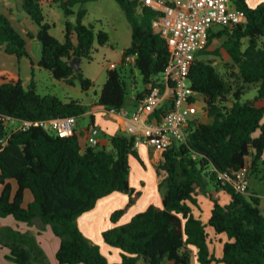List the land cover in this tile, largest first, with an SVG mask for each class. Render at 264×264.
Wrapping results in <instances>:
<instances>
[{
	"label": "trees",
	"instance_id": "16d2710c",
	"mask_svg": "<svg viewBox=\"0 0 264 264\" xmlns=\"http://www.w3.org/2000/svg\"><path fill=\"white\" fill-rule=\"evenodd\" d=\"M20 1L38 31L24 35L7 14L0 13V50L19 59L32 58L28 38L36 36L41 43L39 65L57 80L69 85L79 82L82 90H90L93 80L71 61L90 58L95 44H107L110 36L104 29L96 30L95 24H85L87 9L76 11L74 6L95 0H49L67 17L76 16L75 21L66 20L63 40L51 33L53 24L44 13V0ZM116 1L132 27L124 58L135 55L134 67L128 71L124 59L122 66L107 70L98 104L120 111L128 106V72L135 68L142 75L145 88L135 99L140 101L151 86L159 84L157 76L166 70L170 49L153 27L157 14L153 9L141 0ZM232 1L245 11L246 21L211 30L199 53L220 56L221 48L210 50L209 46L215 38H224L221 47L230 57L224 62V74L213 60L198 57L190 69L192 86L201 94L211 121L193 119L186 139L161 151L158 171L167 173L159 184L161 206L151 204L120 223L141 195L130 184L131 156L143 163L135 135H109L110 148L98 143L83 147L77 128L71 136H60L41 126L22 130L0 122V217L13 216L40 229L50 225L60 238L59 264H264L261 197L250 188L248 193L239 192L219 177L244 166H248V177L264 171V106L257 105L264 99V3L251 7L246 0ZM252 86L257 89L255 97L243 99ZM171 101L158 109L157 117L172 106ZM88 109L79 99L64 101L56 93H39L34 80L25 86L20 74L0 72V114L30 121L67 116L78 120ZM91 118L93 121L94 116ZM11 180L18 185L15 192ZM210 186L227 192L230 202L222 204L208 191ZM26 190L32 193L28 205L24 204ZM115 191L127 193L129 201L112 212V226L102 233L103 240L119 250L120 259L111 261L101 245L86 236L78 219ZM201 193L209 194L213 201L208 223L192 207H200ZM208 225L217 235L228 237L221 257L210 248ZM3 247L9 248L6 258L15 264H52L31 230L0 225V250Z\"/></svg>",
	"mask_w": 264,
	"mask_h": 264
},
{
	"label": "built area",
	"instance_id": "2783aa9c",
	"mask_svg": "<svg viewBox=\"0 0 264 264\" xmlns=\"http://www.w3.org/2000/svg\"><path fill=\"white\" fill-rule=\"evenodd\" d=\"M157 14L153 27L164 37L170 49V59L161 75L159 84L138 102L131 114L134 124L129 131L135 135V147L141 144L153 146L162 151L174 142L186 139L189 123L198 118L205 102L190 80V69L199 53L206 47L211 30L215 26H232L246 21L243 9L232 4V0H141ZM126 63H134L135 55L125 57ZM118 65L111 63L110 68ZM172 99V106L160 117L156 113L162 105ZM128 114V109L117 111ZM0 122L13 129L27 130L41 126L60 136H71L77 127L75 116L55 117L38 121L16 119L0 114ZM90 145H96L94 136L88 138ZM248 166L237 171L222 172L223 183H230L235 190L248 193Z\"/></svg>",
	"mask_w": 264,
	"mask_h": 264
},
{
	"label": "rangeland",
	"instance_id": "374dc122",
	"mask_svg": "<svg viewBox=\"0 0 264 264\" xmlns=\"http://www.w3.org/2000/svg\"><path fill=\"white\" fill-rule=\"evenodd\" d=\"M17 2L16 0H0V12L5 14H10L9 9L10 7L16 10ZM85 7L88 11L84 23L89 24H95L96 30L104 29L109 33L110 40L105 45H99L98 43L95 44V48L93 49L91 53V57H84L82 59V62L80 64V68L84 74V76L90 78L94 82V86L90 89V95L95 97L96 93H100L104 83L106 82L107 78V70L110 68L109 65L111 63H119L118 66H122V62H120L121 58H124L123 50L125 47L131 44L132 41V27L131 24L126 16L125 11L120 6V4L116 0H95L87 2L86 4H76L74 6V9L78 11L80 8ZM43 8L44 13L46 14V18L49 22L53 24L51 33L57 36L59 39H64V29H65V22L66 20L71 17H67L58 5L55 3L50 6L48 3H45L43 1ZM23 9V8H22ZM24 11V10H23ZM25 12V11H24ZM18 15V14H17ZM21 21L16 22V28L20 30L24 35H26L25 30L31 31V32H37L38 26L37 24L28 16V14L25 12V14H19ZM75 18L76 16L73 15ZM221 29V26H215L214 31H217ZM28 38V37H27ZM224 38H215L212 43V48L219 47L221 48V55L216 56L212 55L210 53L208 54H200L198 55V58L205 59V60H213L214 64L217 66L218 70L224 74V62H229L230 57L226 50L221 47V43L223 42ZM40 47L41 43L38 40V38L31 40L28 38V48L32 50L34 54H37L39 56L40 54ZM24 59V58H23ZM22 59V60H23ZM21 60V61H22ZM19 59L15 55L5 54L4 52H0V70L3 69H9V70H18V67L20 66L22 68V74L23 76L29 75L28 72V66L26 68L25 64L19 63ZM25 61V62H24ZM22 61L23 63H27L26 58ZM126 67L128 71L133 68V63L129 62L126 64ZM40 77V76H39ZM26 78V77H25ZM158 79H161V75L157 76ZM27 79V78H26ZM128 79L131 83V86L129 88V94L128 98L133 95L134 91H143L145 88V84L143 82L142 75L140 72L134 68L133 73L128 72ZM42 85L38 92L40 93H47V88H55L53 87L50 80L47 78L42 79ZM79 83V82H78ZM133 85H136V88H133ZM52 89V90H53ZM53 92V91H50ZM73 96L78 97L82 96L85 99H87L85 93L81 92H75L72 90ZM257 93V89L255 86H252L245 95L243 96V99H249L254 98ZM88 96V98L90 97ZM200 119L203 121H211L210 118H208L203 112L199 113ZM78 128L80 131H83L91 124V115L85 114L83 116H80L78 118ZM262 123H264V118L262 120ZM17 125V123L13 125H9L10 128H13ZM259 131L256 133L258 134ZM154 164V163H153ZM155 165V164H154ZM153 165V166H154ZM133 167V174L131 177L132 182L135 183L136 177L141 175L143 179L147 182V189L146 193L150 194L153 192L154 189V177L155 174L152 172V166L147 162L146 168H141L140 164H138L137 161H133L132 163ZM165 171H159V174L163 176ZM249 185L250 189L256 191L260 197H261V208L264 213V171H262L259 174H254L249 177ZM210 191H213L211 187H209ZM145 193V194H146ZM0 194H1V188H0ZM28 199H32V193L30 190L26 193ZM202 198V206L204 209V215L203 219H205V216L208 212L207 205L209 204V201L205 198L207 193H201ZM204 196V197H203ZM227 198V195H223L221 197V202H225L224 199ZM140 207V204L139 206ZM198 208V207H197ZM196 208V209H197ZM201 207L197 209L200 211ZM8 219L6 217H0V222H7ZM102 226H103V220H102ZM82 228V227H81ZM35 232H38L39 234V240L42 241L44 249L46 250L47 256L49 258V261L54 264H59L56 260L55 255V246L60 244V238L56 236L50 225H47L44 229H40L38 225L34 226ZM83 232L86 234V236L94 243L100 244L103 247L104 253L110 257L111 259H118V256L116 253H114V250L112 249V246L105 243L103 240V236L100 235L101 239L99 238L98 233H92V235H87V231L83 228ZM225 235V234H224ZM226 236V235H225ZM209 240H210V247L214 251H216L217 254H222L223 247L222 243H218V236L214 233L213 235L209 234ZM107 245L109 248H106ZM115 248V247H114ZM117 249V248H116ZM214 251V252H215ZM2 257V256H0ZM194 264H197L196 261ZM222 264V263H219Z\"/></svg>",
	"mask_w": 264,
	"mask_h": 264
},
{
	"label": "crops",
	"instance_id": "0c3cea01",
	"mask_svg": "<svg viewBox=\"0 0 264 264\" xmlns=\"http://www.w3.org/2000/svg\"><path fill=\"white\" fill-rule=\"evenodd\" d=\"M246 1H247L248 5L251 6V7H256L257 5H259L261 3H264V0H246ZM16 2H17V4H16V6H17L16 8L17 9L14 10L13 8L10 7V9H9V11H10L9 13L10 14L9 15L7 14L10 17V19H11V21L14 24L15 27H16L15 23L21 21L19 14H25V12H24L25 10L22 9L21 1L20 0H16ZM44 2L48 3L50 6H52L54 4V3H51L49 0H44ZM232 4L234 5L233 1H232ZM0 13H2V12H0ZM70 19L72 21H75L76 17L74 18L72 16ZM27 32H28V30H25V33H27ZM31 33H33L35 35L37 32H31ZM36 38L37 37L34 36L33 38H30V39L33 40V39H36ZM130 45H128L127 47L124 48L123 53H124L125 49H127ZM211 46H212V44L209 46L210 50H213V49L217 48V47L212 48L213 46L212 47ZM27 47H28V45H27ZM29 51H30V54H31L32 58L23 57L24 59L26 58V61L28 62V64L22 62V61H24L23 58H21V59L18 58L20 60L19 63H22L23 65L25 64V66L26 65L28 66L29 75L23 76L22 68L20 66L18 67V70H9V69H3L2 68V70H0V72L1 71H9L12 74H20L22 79H23V84L25 86H28L32 82V80H34L38 91H39V89H40V87L42 85V83H41L42 79L47 78L48 80L51 81L53 87H55V88L53 89V88L48 87L47 88L48 90H46L47 93H43V94L56 93L64 101H68L70 98L79 99L84 105L88 106L89 109H88V111L85 114H90L91 116L93 115L94 116L93 121H92V118H91L90 126L87 127L86 129H84L83 131H80L79 128H78V123L79 122L77 120V127H76L78 132H79V134H80V143H81V145L83 147L89 145L88 138L90 136H94L98 140V145L106 146L107 148H110L109 135H113V134H116V133H119V132H122V133H125V134H128V135H133V133H131L129 131V127L134 124V121L132 120L131 114H132V112L134 111L136 105L139 102V100L138 101L135 100L136 99V95H137L138 92H141V91H139V90L134 91L133 95L128 98V106H127L128 114H125V115L120 114L119 112H117L115 110L106 109L104 106L98 104V99H99L100 93L99 94L96 93V96L93 97V96H91L89 94L91 90H88V91L82 90V88L80 87L79 83H76L75 85H69V84H67L64 81L55 79L52 76V73L49 70H47V69H45V68H43V67H41L39 65V60H40V57H41V47H40L39 56L37 54H34L32 52V50L29 49ZM0 52H4V51L0 50ZM5 54H7V53H5ZM124 59L125 58H121L120 62L123 63ZM32 60L34 62H32ZM81 62H82V60H81ZM81 62H80V64H81ZM116 64L118 65L119 63H116ZM27 66H26V68H27ZM133 88H136V85H133ZM72 90H74L75 92H81V93L83 92V93L87 94L86 95L87 99H85L82 96H78V97L73 96ZM50 91H53V92H50ZM89 95H90V97L88 98ZM257 105L258 106H264V99L259 100L257 102ZM201 112H203V111H201ZM203 113L207 116L206 112H203ZM198 119H200L199 114H198ZM200 120H202V119H200ZM137 150H138V153H139L143 163L140 162L137 158L131 156V158H130V165H131L130 184L137 191H141V195L137 198L136 202L132 206H130V208L124 214V216L120 220V223L128 222L132 218L133 215H135L136 213H138L140 211L145 210L151 204H154V205H157V206H161L162 205V201H163V195H162V192L159 189V184H160L161 180L166 176L167 173L165 171L164 175L161 176L159 174L160 170L158 171V165H159V163L161 161V151H159V150L155 149L153 146H150V145H147V144H141L139 147H137ZM133 161H137L138 164H140L141 168H143V169L147 167V162L152 166V169H153L152 172L155 174V177H154V183L155 184H154V189H153L152 193H150V194L146 193L147 192L146 191L147 182H146L145 179L142 178L141 175L136 177L135 183L132 182L131 177H132V174H133L132 173L133 172V167H132ZM161 171H164V170H161ZM11 182H12V186H13V192H15L17 187H18V185H17L15 180H11ZM249 187H250V185H249ZM211 189L213 191H210L209 188H208V191L210 193H213V195L216 198H218L220 202H221V200H220L221 197L223 195H227V198L224 199L225 202H221L222 204H228L230 202L231 196L227 192H225L224 190L217 191L214 187H211ZM27 191L28 190H26V192H25V199H24V204L25 205H28L29 202L32 201V199H28L29 197L27 198V195H26ZM207 195L208 196H206L205 198L209 201V204L207 205L208 212H207V214L205 216V219H203V215H204L205 211H204L203 206H202V201H201L202 195L201 194L198 195V202H199V205L201 207L200 211L198 210V212H197V209L200 208V207H198L196 205H192L194 214L196 216L200 217L203 220L204 223H208V221L210 219V216H211V210L213 208V201L209 197V194H207ZM128 201H129V195L127 193H125V192H122V191H115L112 194H110V195H108V196H106L104 198H101L100 200H98L96 206L92 210L86 212L85 214H83L78 219V223H79L80 227H82L81 229L84 228L87 231V233H88L87 235H90V236L92 235L93 232L94 233H98L99 234V238L98 239H101V241H102V238H100V235L102 236L103 231H105L106 229H108V228H110L112 226V222L110 220V216H111L112 212L115 209H117V208H121V207L126 206ZM139 204H140V207H138ZM10 217H12L13 220L12 219H8L7 222H0V225H11V226H13L15 228H18V229H21L23 231L31 230L37 235L38 240H39V234H38V232H35L36 230L34 229L35 225L34 226H29L26 222H22V221L16 220L13 216H7L6 218H10ZM102 220H103V226H102ZM207 231L211 235H213L215 233L214 229L211 226H209V225L207 226ZM225 235L224 234L217 235L218 236V243L219 244L222 243L221 244L222 247H223L225 241L228 240L227 235L226 236ZM40 242H41V244L43 246L42 241H40ZM105 246H106V248L110 249V247H108L107 245H105ZM58 248H59V246L56 245L55 246V250H54L55 255H56V252H57ZM112 249L114 250V253L117 254L118 259H111L110 257H109V259L111 261H118L120 259L119 250L114 248V247H112ZM102 250H103V247H102ZM9 252H10V250L7 247H3L0 250V256H2V257H0V264H15V263L9 261L6 258V255ZM215 254H216L217 257H221L222 254H223V251H222V254H217L216 251H215ZM52 264H54V263H52Z\"/></svg>",
	"mask_w": 264,
	"mask_h": 264
},
{
	"label": "water",
	"instance_id": "95a60500",
	"mask_svg": "<svg viewBox=\"0 0 264 264\" xmlns=\"http://www.w3.org/2000/svg\"><path fill=\"white\" fill-rule=\"evenodd\" d=\"M82 58L81 57H74L71 61V65L76 69L79 70L80 69V62H81Z\"/></svg>",
	"mask_w": 264,
	"mask_h": 264
}]
</instances>
